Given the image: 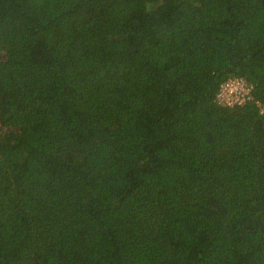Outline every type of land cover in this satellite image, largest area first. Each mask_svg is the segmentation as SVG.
<instances>
[{
	"label": "trees",
	"instance_id": "trees-1",
	"mask_svg": "<svg viewBox=\"0 0 264 264\" xmlns=\"http://www.w3.org/2000/svg\"><path fill=\"white\" fill-rule=\"evenodd\" d=\"M0 264H264V0H0Z\"/></svg>",
	"mask_w": 264,
	"mask_h": 264
},
{
	"label": "built area",
	"instance_id": "built-area-1",
	"mask_svg": "<svg viewBox=\"0 0 264 264\" xmlns=\"http://www.w3.org/2000/svg\"><path fill=\"white\" fill-rule=\"evenodd\" d=\"M251 88L241 79H230L221 85L217 95L220 103L232 105L250 99Z\"/></svg>",
	"mask_w": 264,
	"mask_h": 264
}]
</instances>
